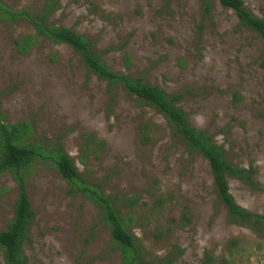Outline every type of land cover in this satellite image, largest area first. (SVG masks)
<instances>
[{"label":"rangeland","instance_id":"rangeland-1","mask_svg":"<svg viewBox=\"0 0 264 264\" xmlns=\"http://www.w3.org/2000/svg\"><path fill=\"white\" fill-rule=\"evenodd\" d=\"M45 2L0 0V114L25 124V140L40 150L23 171L34 212L25 264H131L98 207L53 167L58 147L113 200L138 264H264V238L229 222L207 161L187 151L162 115L122 86L109 88L21 15L40 14ZM245 7L264 20V0ZM48 23L90 40L112 72L182 94L190 124L213 136L229 163L254 169L256 186L229 178L230 193L264 215V42L232 10L217 0L207 12L203 0H59ZM84 134L103 149L84 150ZM17 195L13 174L2 173L0 231Z\"/></svg>","mask_w":264,"mask_h":264},{"label":"trees","instance_id":"trees-1","mask_svg":"<svg viewBox=\"0 0 264 264\" xmlns=\"http://www.w3.org/2000/svg\"><path fill=\"white\" fill-rule=\"evenodd\" d=\"M58 1L46 0L38 15L28 16L25 12H21V15L27 16L39 36L57 45H67L78 53L87 71L94 74L98 80L105 81L109 88L122 86L128 95L135 96L162 115L173 135L185 144L187 151L190 154L198 153L207 161L216 196L227 209L229 222L245 227L258 237L264 238V215L254 214L238 205L230 193L228 183L229 178H237L252 187L256 186L253 179L254 169L252 167L245 169L229 163L224 147L218 145L213 136L190 124L186 113L179 107L182 94H168L157 86L146 84L142 77L112 72L104 65L101 55L94 51L90 40L71 29L50 25L48 20L56 11ZM211 1L213 0H203L205 12L208 11ZM217 1L223 8L235 13L241 27L256 33L264 42V20L253 16L247 10L245 0ZM2 119L0 114V175L4 172L13 174L18 195L11 222L5 230L0 231V251L3 264H25L23 243L27 239L28 227L34 218V212L27 196L23 171L28 170L30 164L39 156L40 150L25 140L28 131L25 124L8 125L3 123ZM146 129L147 125L141 127L144 140H148ZM83 138L84 150H92L95 155L104 147V143L97 141L92 134H84ZM51 158L58 175L72 185L73 190L81 192L98 207L110 228L113 241L123 249L126 260L129 259L131 264H138L140 257L135 239L126 231L124 220L119 210L115 208L113 200L85 182L71 157L62 148L58 147L53 151ZM210 260L211 258L207 257L206 261Z\"/></svg>","mask_w":264,"mask_h":264}]
</instances>
